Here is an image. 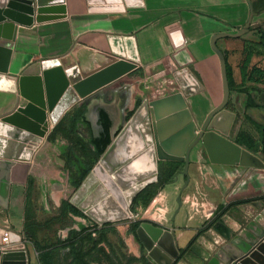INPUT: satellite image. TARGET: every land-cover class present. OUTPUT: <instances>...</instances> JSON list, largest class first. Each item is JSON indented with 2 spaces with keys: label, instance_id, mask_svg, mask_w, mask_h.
<instances>
[{
  "label": "crops",
  "instance_id": "0c3cea01",
  "mask_svg": "<svg viewBox=\"0 0 264 264\" xmlns=\"http://www.w3.org/2000/svg\"><path fill=\"white\" fill-rule=\"evenodd\" d=\"M252 2L254 5L258 0ZM65 5V19L17 25L9 78L21 76L35 63L62 58L77 45L113 57L117 56L115 50L121 51L125 46L129 54L125 59L131 61L129 56L134 55L139 68L122 78L119 86L137 78L144 89L152 92L151 100H163L180 92L171 78L145 82L146 68L169 59L180 70L190 71L203 88L187 99L189 112L185 111V120L191 117L199 125L222 103L224 96L220 60L212 49V37L237 34L250 16L247 0H143V5L137 7L126 6L124 0H66ZM255 14L248 34L217 43L234 76L240 74L246 50L254 42L251 35L264 31V2L258 3ZM177 28L182 29L186 40L178 50L170 37ZM121 94L115 92L116 103ZM232 102L231 110L238 119L240 113L233 98ZM15 104L11 95L0 92V116L12 111ZM120 110L116 108L118 113ZM173 124H165L164 132L171 131ZM241 130L239 123L237 131L233 127L228 138L236 143ZM65 135L54 133L48 139L47 134L34 153L26 184H11L7 207L0 206V226L28 237V249L36 255L31 264H153L148 256L156 264H220L218 254L222 248L237 238L252 237L259 231L258 220L264 222V200H227L229 191L246 170L212 164L199 144L190 155L188 176L184 175L185 162L167 155V160H159L158 181L168 177L170 183L159 188L147 207L133 205L134 218L100 227L64 194L69 188L66 184L57 182V190L56 186L46 184L45 171H54L52 165L61 154L60 142ZM68 137L75 141L77 136L70 133ZM6 148L0 144V158ZM96 150L99 152L100 145ZM72 167L79 174L89 170L81 160L78 165L72 162ZM57 174L60 177L59 171ZM221 206L226 208L222 222L230 232L210 229L197 237ZM220 257L223 258L222 254Z\"/></svg>",
  "mask_w": 264,
  "mask_h": 264
},
{
  "label": "water",
  "instance_id": "95a60500",
  "mask_svg": "<svg viewBox=\"0 0 264 264\" xmlns=\"http://www.w3.org/2000/svg\"><path fill=\"white\" fill-rule=\"evenodd\" d=\"M247 1L250 16L245 27L237 34L222 33L212 37V49L220 60L224 96L222 103L202 125L193 122L191 117L186 121L188 113L185 111L189 112L187 99L203 91V88L190 71L180 70L169 59L146 68L143 71L145 82L149 84L171 78L180 92L163 100L145 97L133 108L128 118H124L122 109L119 113L116 111L119 107L102 106L99 111L95 103L90 104V108L97 113L93 115V111L91 118L85 117L88 125L84 129L88 131L86 134H91L90 140L98 141L101 135L93 138V124L97 127L100 124L104 131L110 119V142L103 149L98 144L97 162L85 168L89 170L84 172L82 183L68 197L98 226L134 218L132 207L136 198L148 186L158 182L159 160H167V155H172L170 158L174 160L184 161V175L188 176L190 155L199 144L205 148L212 164L246 170L229 191L228 201L264 196V162L228 138L237 114L228 109L231 89L227 61L217 45L221 39L240 38L250 32L256 14L252 0ZM124 2L128 7L143 5V0ZM65 3L66 0H0V92L11 95L16 101L12 111L0 116V144L8 149L1 152L3 156L0 158L2 207H7L11 184H26L30 163L46 138L50 124H59L68 113L119 86L122 78L139 68L136 62L139 60L134 55L129 56L131 61L125 59L129 55L125 46L121 51L115 50L117 56L113 57L77 45L62 58L35 63L21 76L9 78L7 73L15 47L17 25L31 26L34 22L41 24L65 19ZM170 37L177 50L185 45L182 29H175ZM241 98L244 111L249 96L237 94L236 107L240 106ZM95 107L98 109L95 110ZM169 122L174 123L173 128L164 132V126ZM172 132L173 136L168 135ZM54 133L48 139H52ZM72 134L78 138L85 137L74 132ZM103 137L107 138V135L103 134ZM89 138L84 139L89 141ZM64 146H60V153L75 164L79 163L74 149L66 150ZM100 169L104 170L111 184L99 175ZM94 195L96 198L90 201ZM178 204L180 208L181 196ZM261 219H264V215ZM258 223L259 231H255L252 237L237 238L220 250V264H264V222L259 219ZM5 231L0 226V244ZM10 241L12 244L20 241L14 231L10 233ZM148 259L156 264L152 256H148ZM0 264H31L29 249L0 251Z\"/></svg>",
  "mask_w": 264,
  "mask_h": 264
},
{
  "label": "rangeland",
  "instance_id": "374dc122",
  "mask_svg": "<svg viewBox=\"0 0 264 264\" xmlns=\"http://www.w3.org/2000/svg\"><path fill=\"white\" fill-rule=\"evenodd\" d=\"M262 31V30H260ZM260 31L254 32L251 36L254 39V42L252 44L253 46V52L254 57L251 62V67H260L264 69V47L260 44ZM139 79L132 78L129 80L128 83L122 84L120 86H117V88L110 89L109 92L102 96H98L94 101L91 103L83 104L82 106L74 109L72 112L68 113L59 124L53 125L52 123L49 126V132L48 134L57 132L59 134H66L64 137V141H61V144H64V148L67 149H74L76 152L77 159L82 161V166H93L97 162V152L95 144H101V148L103 149L109 142H110V134L112 130V123L109 119V124L107 126H104V131L101 129V125L99 124V127H97L95 124H93L94 129L92 130L93 138H98L99 135H101V138L99 140H90L85 141L86 139L78 138L76 137L75 141H69V134L74 132L77 133L80 136H85L86 131L84 129L88 128V125H86V119L85 117H90L91 113L94 111L92 108H90V104L95 103L99 107V111L101 110L102 106H108V107H119L122 109V112L124 114V118H128V116L131 115V111L135 106L140 104L142 100H144L145 97L150 99L152 97V92L149 93V90L144 89L138 82ZM141 80V79H140ZM121 84V83H120ZM234 88L242 89L245 92H247L248 95L252 98L251 102L248 103L247 108L243 112V98L240 99V106H234L236 107V111L240 115L238 116V119L234 122V130L237 131V127L239 123L241 124V131H244L247 135L253 136L256 140H259V131L254 125V121L261 123L264 125V84H257V83H241L240 74L237 73L235 76V84ZM116 91L123 92V94L120 95L121 98H119V102L116 103L114 101L113 96ZM151 96H150V95ZM234 96L236 94L234 93ZM102 98V99H101ZM234 101L236 98H234ZM232 105L233 102H232ZM98 107H95V110L98 109ZM235 109V108H234ZM97 111H94L93 115H96ZM248 113V114H247ZM243 116V117H242ZM114 118V116L112 115ZM78 118V120H76ZM237 118V117H236ZM123 119V118H122ZM124 121V119H123ZM122 121V122H123ZM120 124H118L119 126ZM232 127V128H233ZM103 134L107 135V138L103 137ZM63 139V138H62ZM81 139V140H80ZM64 153L60 154L59 156H56V163L52 165L51 170H46V184H49L52 186H56V190L58 189V185H64L66 184L67 188L65 190V195L69 196V194L73 191L71 188L76 189V187L81 184V182L84 179L85 173L79 174L75 170L74 167H72V161L66 158ZM65 157V158H64ZM260 157L264 161V145L262 146L260 150ZM84 164V165H83ZM78 165V163H77ZM58 171L60 172V177L58 176ZM76 171V172H75ZM59 180V181H57ZM67 181L69 183H67ZM57 182L59 184H57ZM178 203V198H177ZM130 218L126 219L129 220ZM30 256L31 261L35 259L36 255L35 252L30 248Z\"/></svg>",
  "mask_w": 264,
  "mask_h": 264
},
{
  "label": "trees",
  "instance_id": "16d2710c",
  "mask_svg": "<svg viewBox=\"0 0 264 264\" xmlns=\"http://www.w3.org/2000/svg\"><path fill=\"white\" fill-rule=\"evenodd\" d=\"M264 0H258V2L254 3V8L255 11L258 8V3L261 4L263 3ZM260 44L264 47V31H260ZM253 46L250 45L248 46L246 53V59L245 61L242 63L241 66V70H240V78H241V83H257V84H264V69L260 68V67H251V62L252 59L254 57V52H253ZM227 69H228V78H229V83H230V89H231V100L230 103L228 105V109L231 110V106L232 105V98L234 93H247L242 89H235L234 88V84H235V76H234V72L232 70V68L229 66V64L227 63ZM250 97V96H249ZM252 100V98L250 97V100L248 103H250ZM233 109V108H232ZM254 125L256 126V128L259 131V140H256L253 136H249L247 135L244 131H240V133L238 134V137L236 139V143L244 148H246L248 151H250L251 153H253L254 155L258 156L260 155V150L262 148V146L264 145V125H262L261 123L255 122L254 121ZM170 183V179L167 178H160L159 181L153 185L148 186L146 189H144L139 196L136 198L135 202H134V206L136 207L139 204H142L143 206L147 207L151 201L154 199V197L157 195L158 190L160 187L169 184ZM254 199H262L264 200V196L258 197V198H254ZM249 201H253V199L250 200H242L238 203H245V202H249ZM226 213V208H224L223 206H221L218 210V212L216 213L215 217L209 221L199 232L197 237H199L200 235H202L203 233L207 232L210 229H215L220 233H224L227 234L230 231L224 226L223 222H222V218L224 217ZM197 237L192 241V243L197 239ZM45 262V258L43 259Z\"/></svg>",
  "mask_w": 264,
  "mask_h": 264
},
{
  "label": "built area",
  "instance_id": "2783aa9c",
  "mask_svg": "<svg viewBox=\"0 0 264 264\" xmlns=\"http://www.w3.org/2000/svg\"><path fill=\"white\" fill-rule=\"evenodd\" d=\"M6 231L2 236L0 251L5 252L7 250H25L28 248L29 239L26 235H18L20 241L16 244H12L10 241V233L9 229L4 228Z\"/></svg>",
  "mask_w": 264,
  "mask_h": 264
},
{
  "label": "bare ground",
  "instance_id": "6f19581e",
  "mask_svg": "<svg viewBox=\"0 0 264 264\" xmlns=\"http://www.w3.org/2000/svg\"><path fill=\"white\" fill-rule=\"evenodd\" d=\"M66 4V3H65ZM98 173H99V175L101 176V177H103L105 180H107L109 183H110V179L108 178V176L106 175V173L104 172V170L103 169H100L99 171H98ZM111 184V183H110ZM110 186H112V185H110ZM112 188H114L113 186H112ZM96 198V195H94L93 197H91V200L90 201H93L94 199Z\"/></svg>",
  "mask_w": 264,
  "mask_h": 264
}]
</instances>
